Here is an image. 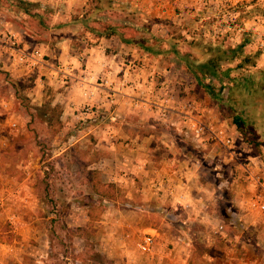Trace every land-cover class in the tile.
<instances>
[{
  "label": "crops",
  "instance_id": "1",
  "mask_svg": "<svg viewBox=\"0 0 264 264\" xmlns=\"http://www.w3.org/2000/svg\"><path fill=\"white\" fill-rule=\"evenodd\" d=\"M122 1L130 8L139 6L153 16L192 27L201 24L204 18H212L216 28L218 24L222 28L211 31L210 36L220 45L231 44L226 49L247 41L245 54L254 51L250 41L260 44L264 37L259 15L256 18L248 15L253 12L248 3L247 15L236 24L228 22L227 14H223V0ZM68 2L61 3V12L75 13ZM89 9L90 4L84 5L81 16L84 17ZM12 32L18 36L16 31ZM79 40L87 43L84 48H77L71 39L64 38L50 54L44 51L47 54L45 64L28 68L48 80L54 95L48 104L53 111H58L60 119L69 121L75 128L81 127L73 140L84 139V145L78 148L97 156L89 162L87 171H97L104 183H113L118 188L117 201L103 204L106 208L98 219L106 233V246L115 249L114 264H264V212L251 204L252 199L262 193L258 177L264 173V159L257 156L240 163L239 155L232 157L222 143L194 138L191 125L195 120L207 125L214 123L234 137L214 97L183 65L175 63L177 66H173L164 61L161 57L169 54L166 50L154 54L114 33L109 36L107 33L94 34L93 37L86 34ZM0 44L9 54L12 67L18 68V63H22L12 57L3 36ZM135 61L140 64L136 71L141 72L136 74L135 71L131 77L138 87L136 95L150 86L148 100L137 105L131 95L122 94L117 95L118 104L112 106L108 96L118 88L122 72L128 73L130 62ZM223 63L226 69L232 62ZM61 64H71L74 69L69 84L57 71L56 66ZM103 77L108 83L96 85L95 81ZM158 79L164 81L165 87L155 94ZM161 97L168 99V105L173 108L167 120L161 116L160 108L151 103L161 102ZM89 102L112 109L114 113L107 111V119L91 129L81 123L76 114ZM46 103L44 99L39 102L41 106ZM110 133H114V137ZM217 159L226 166L231 164V172L222 183L212 171ZM8 167L15 169L14 163H7ZM13 174L12 170L5 175L0 203L6 207L9 220H19L14 231L24 239L0 235V264H24L27 233L39 227L36 220H32L36 206L32 207L31 199L37 200L36 189L32 190L30 177H23L17 185L12 184L15 182ZM91 180L92 176L90 185L98 198L100 195ZM127 203L134 206L128 207ZM26 204L29 209L20 214ZM231 211L242 220L241 225L231 228ZM27 213L32 214L29 220L25 219ZM90 216L93 218L91 213ZM220 225L225 226V231L219 229ZM220 232H224L222 237ZM146 233L157 235L156 251L129 257L131 244L137 246V241Z\"/></svg>",
  "mask_w": 264,
  "mask_h": 264
},
{
  "label": "rangeland",
  "instance_id": "2",
  "mask_svg": "<svg viewBox=\"0 0 264 264\" xmlns=\"http://www.w3.org/2000/svg\"><path fill=\"white\" fill-rule=\"evenodd\" d=\"M246 3L252 5L249 17L259 15L264 28V0H223L222 12L227 14L228 22L240 24L247 15ZM87 4L90 9L82 17L80 11ZM61 5L58 0H0V39L5 33L16 31L22 45L50 54L64 38L71 39L77 48H84L87 43L79 40L82 35L93 37L116 29L126 38H143L160 49H179L196 64L231 46L220 45L210 36L211 31L222 28L220 24L216 28L212 18H204L192 27L153 16L139 6L130 8L122 0H69L68 6L73 5L75 13L61 12ZM261 41L249 42L254 49L244 53L249 60L242 56L233 61L234 70L224 80L202 75L217 89L218 98H212L235 137L240 163L251 161V157L264 159V37ZM8 57L0 44V193H4L5 175L12 170V184L30 177L29 184L32 190L36 189L37 200L31 199L32 207L36 206L32 220L39 227L27 233L24 264H114L115 249L106 246V233L98 222L106 207L93 193L87 171L89 162L97 156L78 148L84 145V139L76 142L73 135L81 127L60 119L58 111L48 104L54 98L48 80L16 61L19 69L12 67ZM161 58L170 65L186 68V62L173 53ZM22 67L26 70L22 71ZM229 87L231 95L241 102L238 113L246 120L243 128L234 121L227 96ZM42 99L47 101L44 106L39 104ZM7 163H14L15 169L6 168ZM217 163L225 165L219 159ZM226 168L230 173L231 164ZM27 209L26 204L20 214ZM31 215L27 213L25 219ZM233 219L237 223L229 221L231 228L241 225L238 216ZM18 224V219L7 218L6 207L0 203V235L23 240L24 236L14 231ZM223 233L218 234L222 237ZM131 246L129 257L143 256L135 243Z\"/></svg>",
  "mask_w": 264,
  "mask_h": 264
},
{
  "label": "built area",
  "instance_id": "3",
  "mask_svg": "<svg viewBox=\"0 0 264 264\" xmlns=\"http://www.w3.org/2000/svg\"><path fill=\"white\" fill-rule=\"evenodd\" d=\"M61 3L65 2V0H58ZM230 0H227V2ZM232 1V0H231ZM3 41L8 46L9 50L11 51V55L13 58H16L20 63L26 65L31 69H35L40 65H43L47 61V54L44 53L42 49H35L33 51L29 50L27 47L22 45L19 40V37L15 32H8L3 35ZM139 61V59H138ZM143 61V60H142ZM140 67V64L135 62H130L129 64V72L124 73L122 72L121 81L118 84V88L113 89L112 93L108 96L112 106L118 104L117 95H131L136 104L139 105L140 101L148 100L147 97L149 95L150 86H147V90L141 92L140 95L137 94L138 87L135 85V82L131 79L132 75L135 71ZM57 71L60 74L64 75L66 83H70V76L73 72V67L71 64H61L56 66ZM139 71V69L137 70ZM136 71V72H137ZM136 74H141V72H137ZM103 83H108V79L105 77L98 78L95 81L96 85H100ZM113 86V85H112ZM165 84L164 81L158 79V85L154 87V93L157 94V91H160L161 88H164ZM129 88L128 91L126 89ZM138 96V97H137ZM164 100V102H162ZM168 99L161 97V102H151L152 104L158 106L160 108V114L164 119L169 118V113L173 109L171 106L168 105ZM114 113V110L108 109L106 110L104 106H101L96 103H86L81 109L77 110V116L79 117V121L83 124H86L89 128L93 129L104 122L108 117V112ZM194 131V138L202 139V140H210V141H218L222 143L226 149V152L230 154L232 157H236L238 155L237 147H236V140L234 137L230 136L224 129H219L217 125L211 123L209 125L203 123L202 121L195 120L191 125ZM114 137V133H110ZM258 182L262 193H259L258 196L252 199L253 207L264 212V173L258 177ZM128 207H133L131 203H127ZM237 223V219L233 220ZM219 229L221 231H225V226L220 225ZM137 248L145 253V254H152L156 251L157 248V235L155 233H146L137 241Z\"/></svg>",
  "mask_w": 264,
  "mask_h": 264
},
{
  "label": "trees",
  "instance_id": "4",
  "mask_svg": "<svg viewBox=\"0 0 264 264\" xmlns=\"http://www.w3.org/2000/svg\"><path fill=\"white\" fill-rule=\"evenodd\" d=\"M113 33L120 34L122 39H124L126 42L136 44L141 48L150 51L151 53L154 54L160 53L159 52V50H161L160 47L147 43L146 39L143 38L127 39L126 37H124V35L121 32L117 31L116 29L107 34L109 36ZM246 44L247 41H244L236 47H230L229 49L218 50V53L216 55L209 57L206 61H203L202 63L199 64H196L194 59L183 54L179 49H176L174 47H171L169 49L163 48V50H166L167 53L169 54L173 53L178 58L184 60L186 62L187 70L197 77L199 83L206 89L207 92H209L212 95V97L218 98V92L216 87L211 82L204 81L202 75L215 76L220 78L221 80H224L226 77H229L234 69L232 67L223 69V61L233 62L242 56L245 61H248L249 60L248 56L244 55ZM231 88L230 87L228 88L229 95L227 96L229 99L230 107L234 111V121L239 128H243V126L246 125V120L240 113H238V107L239 104H241V102L231 95L230 93ZM212 171H214V173L216 172L219 183L225 182L226 178H228V169L226 168V165H223L222 163L215 162L213 164ZM89 174L90 176H92L91 181L94 182L93 184L96 192H98L100 195V197L98 198L96 197L97 200L100 201V203L108 205L112 201L114 202V200L117 201L119 192L115 184L104 183L101 180L100 175H98L97 171L95 170L91 171ZM235 214L236 212L231 211L229 221L234 220L233 218L235 217Z\"/></svg>",
  "mask_w": 264,
  "mask_h": 264
}]
</instances>
